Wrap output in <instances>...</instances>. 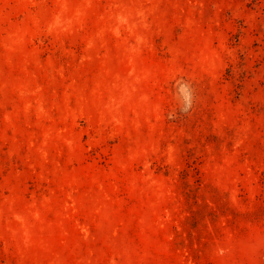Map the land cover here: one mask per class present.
Listing matches in <instances>:
<instances>
[{"label": "rangeland", "instance_id": "rangeland-1", "mask_svg": "<svg viewBox=\"0 0 264 264\" xmlns=\"http://www.w3.org/2000/svg\"><path fill=\"white\" fill-rule=\"evenodd\" d=\"M0 264H264V0H0Z\"/></svg>", "mask_w": 264, "mask_h": 264}]
</instances>
